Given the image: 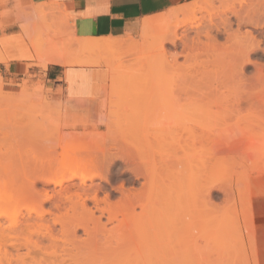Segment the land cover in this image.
I'll return each mask as SVG.
<instances>
[{"label":"rangeland","instance_id":"obj_1","mask_svg":"<svg viewBox=\"0 0 264 264\" xmlns=\"http://www.w3.org/2000/svg\"><path fill=\"white\" fill-rule=\"evenodd\" d=\"M187 5H196V12L175 15L172 9L157 16L159 18L155 17L166 18L156 21L153 29L146 33L139 26L135 32L118 37L121 40L131 37L135 45L141 48L140 52L127 54L123 59L119 60L117 57L124 51L87 52L79 50L76 44L71 50L68 49L69 56L75 62L80 61V64H76L77 67L68 66L72 72L65 78L69 95L70 78L75 80L74 89L79 97L74 100L65 99L60 92L54 94L39 75L26 74L20 80L0 82V90H3V93L0 91V170L12 168L8 174L9 181L13 183L12 187L18 183L24 171L33 169L37 172L43 168L47 174L49 170L46 171L44 167L48 163L52 165V172L57 169L58 164L63 163L65 175L69 176L70 170L74 168L73 161L77 160L84 168L76 174L77 177L92 176L93 184L103 186V193L98 194L99 198L111 191L113 196L109 199V205L116 215L120 212L116 204L120 195L116 189H140L143 180H137L133 173L143 172L146 165H155L153 170L156 169L157 173L154 172V177L147 182V189L145 188L152 198L145 201L149 197L147 195L142 203L145 205L149 201L146 207H152L151 211L148 212L149 208L147 210V214L150 213L147 217L150 218L147 219V230L134 237L126 235L129 226L126 228L125 225L116 223L109 225L107 228H114L111 231V248L103 242H84L87 238L79 230L77 237L81 243H77L78 246L73 250V255L76 253L80 256L78 264H107L114 257L115 250L112 249L116 245L122 247V252H130L125 257L126 260L123 258L124 262L130 260V264L140 263L141 257H144L145 264H264L261 256L264 254V233L262 236L260 230L264 215L257 213L259 201L256 196L259 194L254 192L255 187L264 186V183L252 181L253 176L264 175V138L254 128L263 122L256 115L261 112L257 107L264 102V27L260 25L264 23V0H194L182 6ZM240 5L250 6L251 13L255 11L257 15L254 17L262 30H253L257 43L253 44L255 49L251 45L247 52L248 55L250 51L245 60L244 77L238 82L236 79H228L232 74L225 53L229 54L231 50L224 47L218 50L209 49L203 34L209 29V21L216 22L231 10H238ZM0 8L3 9L0 17L13 14L18 17L30 15V10L21 6L18 0H0ZM259 8L263 10L262 13ZM36 15L38 22L32 24L35 29L31 33L28 31L29 25L23 27L33 40L32 49L43 44L49 50L52 44L50 40H57L55 49L61 50L72 41L74 32L68 28L67 23L57 19L55 11L49 9ZM193 18L200 28V40L192 42L195 35L188 29L186 45L177 41L176 53L181 55L176 60L172 57L156 56L151 49L142 50L145 45L144 37L158 34L178 23L189 22ZM183 30H179L182 35ZM45 42L47 46L44 45ZM165 49L169 51L168 55L175 51L169 44L165 45ZM46 50L42 49L43 52ZM0 53L2 54L1 50ZM33 54L35 56L34 52ZM3 57L0 56V62L5 63ZM108 61L115 63L108 66ZM81 62L86 63V66H82ZM36 64L38 67L37 59ZM86 67L107 71V83L102 89L87 83L84 73L73 71L74 68ZM38 68L45 70L46 67ZM100 78L104 80L105 72H101ZM171 84L192 90L198 89L201 84L207 88L211 118L209 142L202 141L200 137H203L198 132L201 142L196 139L195 143L193 138L194 143L189 144L187 141L194 135L186 138V133H182L178 138L179 135L165 134L160 129L144 128L150 122L143 120L146 112L142 109L145 113L142 116L141 108L147 109L146 100L156 97L153 95L154 89L161 88V95H168L166 91L169 85V89L172 88ZM176 96L185 98L179 91ZM22 97L23 99H19ZM141 102L143 107L142 104L140 107ZM250 103L253 104L251 107L254 108V115L253 110L249 109ZM182 136L189 140L184 142ZM170 140L175 142H171V145L176 146V151L170 145ZM184 143H188L187 146ZM177 145H182L183 148ZM150 148L153 152L152 149L148 150ZM52 149L54 154H50ZM206 157H209V163L204 161ZM173 166H177V169ZM132 168L139 169L133 172ZM172 169L179 172L175 170L178 176L172 173ZM259 169L262 172H257ZM104 176L107 181L102 180ZM79 178L75 177L72 183L64 182L63 186L80 183ZM54 187L38 184L36 189H46L51 194L52 190L59 189ZM48 207L49 205L45 206ZM24 212L25 210L21 211ZM143 216L137 217L138 223H142L139 219H143ZM55 234H58V230ZM32 239L36 240V237ZM65 247L66 250L70 249L69 245Z\"/></svg>","mask_w":264,"mask_h":264},{"label":"bare ground","instance_id":"obj_2","mask_svg":"<svg viewBox=\"0 0 264 264\" xmlns=\"http://www.w3.org/2000/svg\"><path fill=\"white\" fill-rule=\"evenodd\" d=\"M240 6L241 7H238L239 8L238 10L233 11L230 9L231 11L228 15H222L216 22L209 21L208 23L209 29L206 27L208 30L205 31L203 34V38L206 41V46L209 49L211 48L218 50L219 48L224 47L231 50L229 54L225 53V57L229 62L231 68V74H232L231 77L228 79L230 80L236 79L237 81L241 80L244 77L243 69L245 68L244 67L245 60L250 53L249 51L247 55L248 50L250 49L251 45L253 49L254 48L253 44L255 42L257 43L256 38L253 35L254 32L253 30L256 28H257L256 30H258V28L261 29V26L259 27V22L254 17L255 15H257L256 13H254L255 11L253 12L254 13L253 14L249 9L250 6H246V5H244L245 7L242 5ZM49 7L50 6L47 3H42L37 5L33 11L35 14H43L49 10ZM254 7L252 8L254 9ZM261 8L259 9L261 10ZM196 9H197L196 5L182 6L174 9L173 14L175 15L178 14L185 15L187 13L194 14L196 12ZM262 11L263 10H261V13ZM263 17H264V13H263ZM37 18L38 16L35 18V20ZM164 18L166 17L157 20H147V19L144 20L141 25L142 29L145 30L144 33H146V31H149L150 29H153V26L157 23L156 21H161ZM19 20L21 21V19ZM34 21L31 22L33 23ZM196 24L197 22L193 18L189 22L178 23L177 25L173 27H169L158 34L146 36L144 37L145 45L143 46L142 50L151 49L152 54H155L156 56L159 57L162 56L164 58L172 57L174 60H176V58L179 55H181L176 53L177 41L184 44V46L186 45L188 41L187 38L188 29L195 35V37L191 39L192 42L200 40L199 38L200 28L199 25ZM260 25L264 27V23ZM33 27H32L33 29L31 28L32 30L35 29L34 25ZM181 29H184L183 35L179 33V30ZM26 35L27 38L29 39V42L32 44L33 40L31 39V37H29L28 34ZM46 42L44 43V45H46ZM56 42L58 41L56 40ZM56 42L50 40V43H52L51 44L52 49L50 47L49 50H46V47L42 46L43 44L41 45V47H38L37 49L33 48L34 50L33 52L35 53L36 59L39 63L38 67L40 66L46 67L48 64H53V65L57 64L59 66H73V65L76 66L77 63L80 64V61L75 62L73 60L74 58L72 59L69 56L70 51H68V49L72 48L73 45L75 46V44L78 46L79 50L87 51V52L115 53L118 51H122V52L124 51L123 54L118 55L117 57L118 59L119 58L123 59V56L127 54H131L132 52L135 51L140 52L139 49H141L135 45L131 37H128L127 39L124 40H121L118 37L79 39L76 38L74 35L72 41H69V43L66 44V46L63 45L65 47L64 49H66L67 52H64L65 51L64 49L61 50H58L57 48L55 49V47L57 46ZM166 44H169L174 48L175 51L173 50L174 52L171 53L172 55H168L170 53H168L169 51L167 52L165 49ZM44 48L46 52L42 51V49L44 50ZM0 56L3 55L1 54ZM76 59L78 61V58ZM249 61L251 60L249 59ZM85 62H87V60ZM114 63L115 61H108L106 65L109 66ZM82 64L85 65L86 63L81 62V65ZM189 76L191 77V75ZM203 84H201L200 86L197 84V86L201 88L198 87V89L195 88V90H192L191 88L189 89V87L180 88L181 86H178L179 87L178 89L177 86L175 87L176 84L174 86L171 84L172 88L175 87V89L174 90L172 88L169 89L171 87L169 85V88L166 91L169 94L168 95L165 94L166 96L161 95L162 92V90H160L161 88H159L158 90L154 89L153 95L156 97H154L153 99L146 100L147 103L146 102L145 103L147 109L143 107L144 105L142 102L139 103L140 107L141 104L143 107L141 108L142 116L145 114L143 113V110L144 112H146V118L144 116L145 119H143V117L142 119L150 122L149 124H147V126L145 125L144 128L160 129V131L161 132L164 131L165 134L169 133L177 136L179 135L178 138L182 135V133L183 134L186 133L187 135L185 136L186 138L188 137V135L190 137L196 135L197 137L193 136L191 140H189L188 138L187 140L189 141L185 140L184 137L182 136L184 142L187 141L188 143L190 142L191 144L194 143V141H192L193 138L195 140V143L197 142L196 139L199 138L198 136L200 134L203 137V138L200 137L201 140L203 139L202 141L206 140L207 142H209V120L211 119L209 115L210 102H209V93L206 92L207 88L203 86ZM156 88H158V86ZM164 91L165 90H163V92ZM178 91L181 94H183L185 98H182L181 96L179 97L176 96ZM1 92L3 93V90ZM6 96L10 98L9 95ZM23 96L25 97V95ZM8 98L5 97V99ZM19 99H23V97ZM253 104H255V102ZM253 104L250 103L248 104V106H250L249 109L253 110L252 114L254 115L255 114L254 108L251 107ZM9 105H12L13 107V104H10V102ZM261 106L260 107L256 106L261 110V112L258 113V115H256V118L260 117L259 119L260 122L262 121L263 122L261 125H257L254 128L255 130L257 128V132L260 133L259 135L264 138V102ZM237 107L240 109L239 104H237ZM21 108L22 106H20V109ZM19 121L20 120H18V122ZM33 125L34 124H32V126ZM120 126L121 125H119L118 127L120 128ZM161 134L164 135L163 133ZM200 139H198V141L201 142ZM55 140L56 138L54 137V142ZM174 141L176 142V140ZM171 142L173 141L170 140V145L175 143V142L173 143ZM57 144L59 143L57 142ZM171 146L176 151L175 148L176 146L175 147L173 145ZM177 146L178 147L180 146L181 149L183 148L181 147L182 145H177ZM180 148H177V150ZM151 149L152 148L148 150L151 151ZM53 151L54 149L51 150L50 154H54ZM208 154H209V150L207 151V156ZM203 159L205 158L203 157ZM204 161L206 163H209V157H206V160ZM51 166H52L51 163H48V165L46 164V167H44L46 168V171L49 170L47 174L44 172L45 170H43V168L38 169L40 170L39 172L38 170L37 172H35V170L33 169L32 171H24V173L21 174L18 183H16L13 187H12L13 183L9 181L10 177L8 176L12 168L11 169L1 168L0 171H3V173H0V264H78V260L80 256L77 255L76 253H74L73 255V250L78 246L77 243L80 242V239L77 237V231L79 230L82 231L83 235L87 238L86 240H84V242L90 240L103 242L104 244H107L108 247L110 248L113 241V233H111V231L113 232L114 228H107L109 225L111 226L112 224L116 223L117 225H125L126 228L127 226H129L126 235L127 236L131 235L134 237H138V235L142 231L144 232L145 230H147L148 227L147 219H150L147 218L150 213L149 214L147 213L151 211L152 207L151 208L148 207L150 210H148V208L146 207V204L149 201L145 202V205H142V203L144 202V197H146L147 195L149 196L145 198L146 199L145 201H147L151 197L150 195L151 193L147 194L145 188L147 186V182L155 175L154 172L156 171V169L154 168L155 170H153V167L155 165L153 167H151L150 165L149 166L146 165L145 169L142 168L144 169L143 172L138 171L139 168L134 169L135 171L138 172L133 173V176L135 175V178L137 180H143V183H141V187H139L140 189L124 190L123 187H120V189L118 190L116 189L117 193L120 195V197L116 202L117 209L120 208V212H119L120 215L118 213L115 215L114 212L111 211L112 208H110L111 206L109 205V199L113 196V194L111 195L110 193L111 191L109 193H106L103 198H99L98 194L102 192L103 186H100V184L97 185L93 184L92 183L93 177L92 176L87 177L86 171H85L86 176H81L80 178L77 177L76 174L80 172L82 169H84L81 166L80 162H78L77 160L73 161L74 168L73 170H70L69 176L65 175V165L63 163L58 164L57 169H55L53 172ZM135 167L136 166L134 165L133 168ZM175 167L177 169V166H173V168ZM172 170H173L172 173H174L175 176L176 175L178 176L177 174L178 171L176 170L177 171L176 172L174 169ZM257 172H262V170L259 169L257 170ZM155 173H157V171ZM75 177L80 179V183H75V184L69 183V185L65 187L63 186L64 182L66 183L71 182L73 179H75ZM105 177L106 176H104L102 180L107 181ZM87 182H90V184H88ZM38 184H42L43 186L53 185V187L54 186L59 187V189L52 190L51 194H48V191L46 189L42 191H38L36 189V186ZM48 205L49 207L45 208V206ZM21 206L22 208L23 207L24 208L22 209ZM17 207H19L18 211H17ZM20 210L21 211L25 210V212L21 213ZM136 210L137 211L140 210V211L136 213ZM139 215L140 216L144 215L143 219H139L142 220V223L139 222L140 224L138 223V219H137ZM56 230H58V234H55ZM32 237H36V240H33ZM67 245H69L70 247V249L68 250H66L65 247ZM112 250H115L113 253V256L115 258L113 257L109 259L107 264H130L129 262L130 260L127 262L123 261L124 260L123 258L127 257L128 253L130 252L128 253L122 252L123 249L119 245H116V247L113 248ZM118 250H120L121 252ZM138 252L139 250L137 251V253ZM129 255L131 256V254ZM139 256L141 257V254ZM143 258L142 257L139 258L140 263L138 262L137 263L145 264ZM178 258L180 259V257ZM168 262L170 261L168 260Z\"/></svg>","mask_w":264,"mask_h":264},{"label":"crops","instance_id":"obj_3","mask_svg":"<svg viewBox=\"0 0 264 264\" xmlns=\"http://www.w3.org/2000/svg\"><path fill=\"white\" fill-rule=\"evenodd\" d=\"M18 1L21 6L27 7L28 10H30V15H20L18 17L16 14H13L0 17V50L6 60L5 63L0 62V82L20 80L26 74L39 75L43 78L44 84L48 86L54 94L60 92L65 99L74 100L79 97V95L74 89L76 83L73 78H70V95L68 94V83H66L65 78L72 72L68 66L48 64L45 70H41L36 66V59L34 54H32V45L26 34H28V31L29 33L32 32V24L38 20V18L35 20L37 15L33 11L37 5L47 3L50 6L49 9L55 11L57 19L64 24L67 23L68 28L74 32L76 38L92 39L122 37L128 32H135L138 30L144 20H155L159 18L157 16L193 2L194 0ZM2 11L3 9L0 8V13ZM19 19H21V21ZM31 21L34 22L32 23ZM25 25H29L28 31L26 29L23 30ZM28 53L30 57H28ZM73 71L79 72V74L84 73L87 77L85 78L86 82L96 85L99 90L107 83V71L102 68H74ZM101 72H105L104 80L100 78ZM252 179L253 182L264 183V175H255ZM255 189L254 192L259 194L256 196L259 201L257 203L259 209L257 213L259 215H264V186L255 187ZM260 230L263 236L264 223H260ZM262 246H264V244ZM261 256L264 261V254Z\"/></svg>","mask_w":264,"mask_h":264}]
</instances>
